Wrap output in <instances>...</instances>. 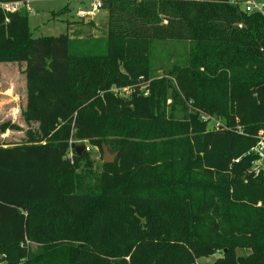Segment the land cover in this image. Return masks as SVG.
Wrapping results in <instances>:
<instances>
[{
	"label": "trees",
	"instance_id": "obj_1",
	"mask_svg": "<svg viewBox=\"0 0 264 264\" xmlns=\"http://www.w3.org/2000/svg\"><path fill=\"white\" fill-rule=\"evenodd\" d=\"M16 1L31 0H0ZM100 2L99 37L35 38L26 8L0 11V63L25 65L21 116L38 124L0 144V264H264V174L246 155L264 132V18ZM76 140L116 158L92 172Z\"/></svg>",
	"mask_w": 264,
	"mask_h": 264
},
{
	"label": "rangeland",
	"instance_id": "obj_2",
	"mask_svg": "<svg viewBox=\"0 0 264 264\" xmlns=\"http://www.w3.org/2000/svg\"><path fill=\"white\" fill-rule=\"evenodd\" d=\"M102 1V0H101ZM92 0H31L27 1L25 8L28 11V27L32 36L57 37L59 35H90L99 37L105 32L106 23L105 7L98 10L88 21L93 25L82 28L78 18V11H90ZM84 21V20H83ZM79 23V24H78ZM73 36V37H74ZM72 37V38H73ZM75 38V37H74ZM160 49V58L163 60L178 47L168 44ZM25 65L19 63H0V144H21L26 141L28 134L38 127L36 122L27 123L21 113L25 106ZM113 93L127 95V90L112 89ZM222 123V121H220ZM209 127L212 126L210 122ZM75 146H84L88 161L91 163V171L98 173L102 164V154L89 145L86 141H73ZM246 252H241V254ZM220 255L215 253L210 257L194 259L195 263H212ZM170 264H180L179 257L172 253L167 257Z\"/></svg>",
	"mask_w": 264,
	"mask_h": 264
},
{
	"label": "built area",
	"instance_id": "obj_3",
	"mask_svg": "<svg viewBox=\"0 0 264 264\" xmlns=\"http://www.w3.org/2000/svg\"><path fill=\"white\" fill-rule=\"evenodd\" d=\"M90 11H79L78 16L86 19L93 16L101 8L100 0H92ZM229 3L238 7L245 14H256L264 18V1L260 0H229ZM26 2H0V11L5 15L9 13H15L22 8H25ZM222 126L219 122L214 121V128L218 129ZM247 156H252L254 159L250 164L248 174H252L256 177L260 174H264V132L259 131L256 136L255 144L246 153ZM239 159L234 160V163H238ZM218 253V252H216ZM219 254V253H218ZM198 264V263H195ZM202 264V263H200ZM210 264V263H207Z\"/></svg>",
	"mask_w": 264,
	"mask_h": 264
},
{
	"label": "water",
	"instance_id": "obj_4",
	"mask_svg": "<svg viewBox=\"0 0 264 264\" xmlns=\"http://www.w3.org/2000/svg\"><path fill=\"white\" fill-rule=\"evenodd\" d=\"M102 162L104 164H111L116 158L117 153H109L106 146H102ZM74 153L76 156L81 157L86 153L84 146L74 147Z\"/></svg>",
	"mask_w": 264,
	"mask_h": 264
},
{
	"label": "crops",
	"instance_id": "obj_5",
	"mask_svg": "<svg viewBox=\"0 0 264 264\" xmlns=\"http://www.w3.org/2000/svg\"><path fill=\"white\" fill-rule=\"evenodd\" d=\"M95 15V14H94ZM93 15V16H94ZM92 17V16H91ZM91 17H87L86 19H84V23H88L89 21H88V19H90Z\"/></svg>",
	"mask_w": 264,
	"mask_h": 264
}]
</instances>
